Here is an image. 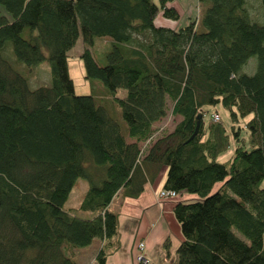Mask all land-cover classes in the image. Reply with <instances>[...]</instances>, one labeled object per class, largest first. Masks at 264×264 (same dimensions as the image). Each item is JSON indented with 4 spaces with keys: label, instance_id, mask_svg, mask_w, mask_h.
<instances>
[{
    "label": "trees",
    "instance_id": "16d2710c",
    "mask_svg": "<svg viewBox=\"0 0 264 264\" xmlns=\"http://www.w3.org/2000/svg\"><path fill=\"white\" fill-rule=\"evenodd\" d=\"M172 2L0 0V264H77L68 251L94 238L93 264H110L119 246L111 202L137 197L163 168L182 236L171 264H264V22L246 0H198L197 19L157 25L160 15L179 20ZM79 36L84 77L104 87L91 94H77L68 71ZM97 38L110 42L104 65L90 50ZM42 62L50 84L31 89ZM168 99L179 119L155 136ZM218 103L233 122L248 118L247 141L216 113L205 123V107ZM231 135L232 155L218 160ZM79 178L88 219L64 209ZM162 246L169 255L170 238Z\"/></svg>",
    "mask_w": 264,
    "mask_h": 264
},
{
    "label": "rangeland",
    "instance_id": "374dc122",
    "mask_svg": "<svg viewBox=\"0 0 264 264\" xmlns=\"http://www.w3.org/2000/svg\"><path fill=\"white\" fill-rule=\"evenodd\" d=\"M176 1L179 3L180 7L178 6V3ZM176 1H174V3L172 2L173 6H175L178 9V11H180V8L183 11V12L181 11L179 12L180 18L177 21V23H179L177 27L186 25L190 19L193 18L197 19L199 17L202 8L199 7L198 0H176ZM246 8L252 20L257 21L259 23L264 22V11L261 7L260 0H246ZM156 24L161 26L175 25L174 22H170L167 21L166 19H163L161 15L157 17ZM95 41H96L95 46L90 48L91 53L93 55V58L99 65H104L106 62L105 53L110 48V42H108V40H100L99 38H97ZM84 48L85 45L82 41L81 36H79L74 46L68 51V58H67L68 71L71 78L73 79L75 92L77 94H91L97 92V88L103 87L101 81L98 80H95L94 82L92 81L93 84L92 85L90 81L84 77L85 69L82 59L80 58V54L83 52ZM256 67H257V58L253 56L248 59L246 64L243 66L242 71L246 72L249 75H252L256 71ZM42 84H48V85L50 84V72L47 62H42L41 64H39L35 68L33 75L30 77L28 81L29 88L31 89L36 88ZM92 87L93 88L97 87L96 91H94ZM124 95H125V90L119 89L117 91V96L122 97ZM172 105L173 102L170 99H168L166 106V112H167L166 116L163 117L158 122H156V124L154 125L155 136L159 135L160 133H166L172 130L176 122L178 121L179 119L178 116L174 117L171 114ZM212 113L218 114L220 123L228 131L232 124L236 126H241L242 127L241 137H243L244 140L247 141L248 133L244 128V124L248 118L245 119L239 118L238 121L233 122L231 120L229 111L221 103H218L214 106L205 107L204 121L207 125L209 123L214 122L210 117ZM228 142L229 144L226 150L221 152L217 157L218 160H227L232 155L235 146V142L232 135L229 136ZM143 145L145 146V143L141 144V147H143ZM88 188H89V184L85 179L83 178L77 179L64 205V209L68 211L69 210L72 211L73 216L82 219L91 218L93 215L91 212L82 211L79 209V205ZM121 198H122V194H118L117 196H115L114 201L111 202V210L113 211L117 210ZM100 245H102V241L99 238H94L93 241L87 246L70 248V250L68 251V256H71L72 259L75 260L77 264H93L95 255L98 252ZM135 247L137 246L135 245ZM117 249L110 251V253L107 255V261L110 258L111 253L115 252ZM164 253L166 254L167 252L164 251ZM135 255L136 256L138 255L137 250ZM136 256H135V262L136 264H138V262L136 261ZM168 256H170V252L169 255H167V257ZM145 264H150V260L148 259V261H146Z\"/></svg>",
    "mask_w": 264,
    "mask_h": 264
},
{
    "label": "crops",
    "instance_id": "0c3cea01",
    "mask_svg": "<svg viewBox=\"0 0 264 264\" xmlns=\"http://www.w3.org/2000/svg\"><path fill=\"white\" fill-rule=\"evenodd\" d=\"M180 11L183 12L181 8ZM174 23L171 27L177 28L179 23ZM165 175L166 169L163 168L153 180L150 178L145 183L137 197L122 196L117 210H114L117 213L119 247L111 253L110 264H136L135 245L139 242H143V254L150 264H171L175 260V251L182 236L173 214L174 199L159 198ZM167 238L171 240L168 257L162 246Z\"/></svg>",
    "mask_w": 264,
    "mask_h": 264
},
{
    "label": "built area",
    "instance_id": "2783aa9c",
    "mask_svg": "<svg viewBox=\"0 0 264 264\" xmlns=\"http://www.w3.org/2000/svg\"><path fill=\"white\" fill-rule=\"evenodd\" d=\"M213 119L218 120L219 119L218 115L217 114L213 115ZM176 197H178V193L173 190L161 189V191L159 192V198L161 199H175ZM136 249L138 251V255L136 256V261L138 262V264H145L146 261L148 260L142 254V251L144 249V244L142 242H139L137 244Z\"/></svg>",
    "mask_w": 264,
    "mask_h": 264
},
{
    "label": "water",
    "instance_id": "95a60500",
    "mask_svg": "<svg viewBox=\"0 0 264 264\" xmlns=\"http://www.w3.org/2000/svg\"><path fill=\"white\" fill-rule=\"evenodd\" d=\"M201 114L199 113L197 115V123H196V126H195V129H194V132L192 133L191 137L194 136L197 132H198V128H199V123H200V119H201ZM0 204H1V200H0Z\"/></svg>",
    "mask_w": 264,
    "mask_h": 264
}]
</instances>
